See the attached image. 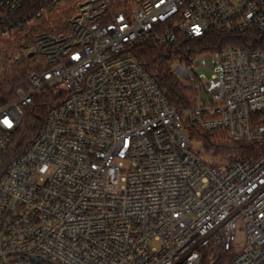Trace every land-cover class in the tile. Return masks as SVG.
<instances>
[{
	"label": "built area",
	"instance_id": "1",
	"mask_svg": "<svg viewBox=\"0 0 264 264\" xmlns=\"http://www.w3.org/2000/svg\"><path fill=\"white\" fill-rule=\"evenodd\" d=\"M133 3L0 0V89L14 64L37 68L0 92V264H264V0ZM210 33L248 46L175 60L197 101L178 109L135 50ZM193 132L258 153L215 165Z\"/></svg>",
	"mask_w": 264,
	"mask_h": 264
},
{
	"label": "trees",
	"instance_id": "2",
	"mask_svg": "<svg viewBox=\"0 0 264 264\" xmlns=\"http://www.w3.org/2000/svg\"><path fill=\"white\" fill-rule=\"evenodd\" d=\"M111 3V11L119 13L128 10L134 6L133 0H108ZM259 43H255L253 48L264 51V35L260 38ZM233 45L239 47L248 46L245 43L238 41L232 37H222L217 33H210L207 37L197 41H186L183 45L176 47L159 46L155 43H147L139 46L135 50V55L138 60L146 66L148 73L162 87L165 95L170 103L178 109H188L196 106V97L190 91L185 89L179 80L171 73V66L175 60L186 54L188 50L191 53H203L205 51L216 52L220 48ZM35 60L22 61L14 64L9 71L3 75V84L5 89H0L2 94L13 97L15 91L20 87H25L27 80L32 72L36 70ZM47 110V105L44 109L32 110L25 122V128L22 130L20 141L24 143L30 142L40 130L42 119ZM193 134L202 139L206 150L212 152L213 157L221 158V165L235 158H242L256 155L258 148L256 146H247L235 144L227 139L225 135L193 132ZM22 146V145H19ZM218 264H228V257H224Z\"/></svg>",
	"mask_w": 264,
	"mask_h": 264
},
{
	"label": "rangeland",
	"instance_id": "3",
	"mask_svg": "<svg viewBox=\"0 0 264 264\" xmlns=\"http://www.w3.org/2000/svg\"><path fill=\"white\" fill-rule=\"evenodd\" d=\"M209 62V60H208ZM199 100L206 101L207 97L204 94L199 95ZM192 149L196 152H200L203 158L206 160L212 162V163H221L224 162L221 160V158L213 157L212 152L208 151L205 149L202 139L195 136L194 134L192 135ZM245 249V237H244V231L242 228L237 233V238H236V244H235V249H234V254H238L242 252Z\"/></svg>",
	"mask_w": 264,
	"mask_h": 264
},
{
	"label": "snow or ice",
	"instance_id": "4",
	"mask_svg": "<svg viewBox=\"0 0 264 264\" xmlns=\"http://www.w3.org/2000/svg\"><path fill=\"white\" fill-rule=\"evenodd\" d=\"M5 123H7V121H5Z\"/></svg>",
	"mask_w": 264,
	"mask_h": 264
}]
</instances>
